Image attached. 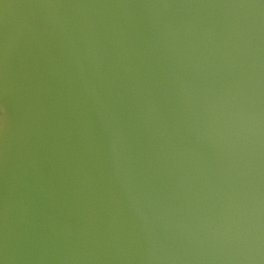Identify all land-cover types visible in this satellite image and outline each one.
I'll list each match as a JSON object with an SVG mask.
<instances>
[{
    "label": "water",
    "instance_id": "1",
    "mask_svg": "<svg viewBox=\"0 0 264 264\" xmlns=\"http://www.w3.org/2000/svg\"><path fill=\"white\" fill-rule=\"evenodd\" d=\"M0 264H264V0H0Z\"/></svg>",
    "mask_w": 264,
    "mask_h": 264
},
{
    "label": "bare ground",
    "instance_id": "2",
    "mask_svg": "<svg viewBox=\"0 0 264 264\" xmlns=\"http://www.w3.org/2000/svg\"><path fill=\"white\" fill-rule=\"evenodd\" d=\"M6 119H8V115L4 112L3 108H1L0 106V128L3 126Z\"/></svg>",
    "mask_w": 264,
    "mask_h": 264
}]
</instances>
